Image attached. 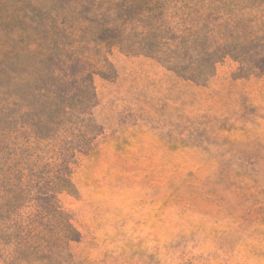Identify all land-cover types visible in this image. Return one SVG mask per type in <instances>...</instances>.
Returning <instances> with one entry per match:
<instances>
[{
    "label": "rangeland",
    "instance_id": "rangeland-1",
    "mask_svg": "<svg viewBox=\"0 0 264 264\" xmlns=\"http://www.w3.org/2000/svg\"><path fill=\"white\" fill-rule=\"evenodd\" d=\"M11 47L0 264H264V0H0Z\"/></svg>",
    "mask_w": 264,
    "mask_h": 264
},
{
    "label": "trees",
    "instance_id": "trees-1",
    "mask_svg": "<svg viewBox=\"0 0 264 264\" xmlns=\"http://www.w3.org/2000/svg\"><path fill=\"white\" fill-rule=\"evenodd\" d=\"M16 42H22V39H17ZM38 54L39 53H37V55ZM47 57L52 58V54L50 52H48L47 54L41 53L39 64H41L43 60L47 59ZM16 64H17L16 48L11 47L10 50H8L0 60V96L5 98L6 99L5 101H12V103H14L16 100V94L13 91V85H15V82L18 79H20V76L16 69L17 66ZM64 72L65 74H68V72H70L69 68ZM39 74H40V78H44L45 70H40ZM50 77L52 78L53 81L54 80L55 81L44 85L46 86L51 85L52 87L54 85H57L55 84L56 82L66 85L70 79L69 75H64V78H60V76L56 75V71L52 70V67L50 69ZM42 91L44 92V94H42L41 98L46 104H48V106L49 104H52L51 102H53L54 100H58L59 98H61L62 95L65 94V91H62V89L53 91L49 88H45Z\"/></svg>",
    "mask_w": 264,
    "mask_h": 264
}]
</instances>
